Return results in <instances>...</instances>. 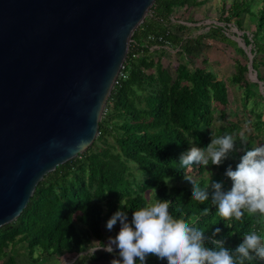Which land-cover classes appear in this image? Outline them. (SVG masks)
<instances>
[{
	"label": "trees",
	"instance_id": "1",
	"mask_svg": "<svg viewBox=\"0 0 264 264\" xmlns=\"http://www.w3.org/2000/svg\"><path fill=\"white\" fill-rule=\"evenodd\" d=\"M205 1L152 2L131 33L121 69L124 76L119 75L111 87L97 135L87 151L40 180L20 214L0 226V264H17L14 247L21 244L32 263L42 256L68 255L66 264H97L100 260L111 264L120 259L118 249L111 253L98 250L91 255L93 247L100 246L99 242L104 244L105 232L111 235L107 220L117 210L125 211L130 220L132 211L154 198L152 189L158 199L171 202L169 210L174 216L183 215L205 231L209 247H214L211 239H223L224 246L234 250L243 235L252 230L264 236V218L260 220L259 214L245 213L242 221L225 220L216 212L211 195L200 204L192 200V185L170 183L194 174L199 176L196 181L206 186V178L200 175L208 167L215 169L210 180L216 176L215 182H222L224 190H230L227 181L219 177H225L229 166L235 170V156L249 150L250 141L259 138L264 143V0L258 8L252 7L254 0L222 4L216 20L200 24L202 32L194 35L191 30L195 27L172 22L176 9L185 11ZM249 13L253 23L244 30L241 15ZM229 23L241 31L239 38L245 49L225 33L230 31ZM204 39L211 41L206 45L216 43L215 47L223 49L231 46L241 56L233 57V71L226 78H218L199 55ZM168 50L176 56L172 67L163 66L160 59V52ZM253 71L257 79L253 83L259 84L261 90L251 93L249 100L248 73ZM227 81L241 87V110L247 109L252 117L249 124L253 133L244 137L245 142L237 133V122L227 116ZM225 133L233 134L237 140L235 150L219 166H180L181 154L193 144L204 148L211 142V135ZM205 208L208 215H202ZM114 227L119 231V222ZM216 228L219 233H215ZM166 263L155 256L146 260V264ZM246 264H264V260Z\"/></svg>",
	"mask_w": 264,
	"mask_h": 264
},
{
	"label": "water",
	"instance_id": "2",
	"mask_svg": "<svg viewBox=\"0 0 264 264\" xmlns=\"http://www.w3.org/2000/svg\"><path fill=\"white\" fill-rule=\"evenodd\" d=\"M153 1L0 0V226L48 173L88 150Z\"/></svg>",
	"mask_w": 264,
	"mask_h": 264
},
{
	"label": "clouds",
	"instance_id": "3",
	"mask_svg": "<svg viewBox=\"0 0 264 264\" xmlns=\"http://www.w3.org/2000/svg\"><path fill=\"white\" fill-rule=\"evenodd\" d=\"M236 140L233 134L225 133L212 138L204 148L193 144L181 154L180 166L186 169L209 163L219 166L235 150ZM240 140L246 141L243 137ZM225 175L231 180V188L227 191L222 182H208L202 187L191 176H184L192 185V200L202 204L211 195L216 212L225 220L242 221L245 213L264 216V143L246 150L235 170L229 166ZM152 192L154 198L132 211L130 220L123 210H117L107 220L109 231L117 222L119 231L115 237H109L107 244L99 242L100 246L93 247L91 255L101 249L109 253L118 249L120 259L112 260L111 264H146L149 256L166 260L167 264H246L264 260V236L259 232L252 230L244 234L234 250L226 248L223 239H211L214 247H209L206 240L210 238L205 236L204 230L183 215L174 216L169 210L171 202L158 199L155 189ZM208 214L205 208L202 215ZM219 232L216 228L215 233Z\"/></svg>",
	"mask_w": 264,
	"mask_h": 264
},
{
	"label": "rangeland",
	"instance_id": "4",
	"mask_svg": "<svg viewBox=\"0 0 264 264\" xmlns=\"http://www.w3.org/2000/svg\"><path fill=\"white\" fill-rule=\"evenodd\" d=\"M230 1L231 0H206L204 3H202L200 5H196V6H192V7L188 8L185 13H187L189 15V26L195 27V29L191 30V33H192L191 35L202 32V29L200 28V24H205V23H208L211 21L214 22L216 20V17L218 16V10H219L220 6L222 4L224 6L228 5ZM261 3H262V0H254L252 3V7L258 8ZM251 15H252V13L241 15V24H242V28H244V30L247 29V27H250L253 23V18L251 17ZM196 26H198V27H196ZM229 26H231V23H229ZM230 31L235 32L236 36L234 37ZM230 31L225 30V33L228 34L229 38H233L234 40H236L237 44L239 43L241 48L245 49L243 47L241 38H239V36H240L239 32H241V31L235 30L232 26L230 28ZM208 42L211 43V41H209V39H204L202 41V43L199 47L200 49H199L198 53L201 57H204L206 59L207 68L212 70L218 78L224 79L230 74V72L233 71V64H234L233 57H235L237 55L238 57L241 58V56H239L238 54H235L233 52L231 46H227L223 49V48H220L219 46L215 47V46H217L216 43H214L212 46L206 45V44H208ZM247 57H250V56L247 55ZM160 59L162 61L163 66H166V67L167 66L172 67L176 63V56H175L173 50L160 52ZM249 74L250 73H248V75ZM249 79H250L249 80L250 83L248 84V86H249L248 98H249V100H251V93L259 92L261 90V87L259 84L256 85L253 83L256 80H253L252 78H249ZM226 86H227L226 89H227V100H228V106H227L228 118L233 119V121L237 122V124L239 126L237 129V133L240 134L243 138L246 137L247 134L252 135V133H253L252 127L249 124V121L252 120V117L250 115H248V113L246 111L247 109L244 111L241 110V94H242L241 93V87L238 88L237 85L232 84L229 81L226 82ZM261 118L262 119L264 118V114L261 116ZM213 126L215 129L218 128L217 121H214ZM215 137H218V135H211L210 139L215 138ZM260 143H263V141L262 140L260 141L259 138L254 139L253 141H250V143L247 145V149L251 150V148L253 146H256ZM241 156H242L241 154H237L235 156V159H234L235 165H237L239 163ZM214 171H215V169H210L207 167V169H205V172L200 176L206 178V183L209 182V184H210L211 181H216L215 180L216 176H212L211 180L209 179L210 173H212ZM188 176H191L195 180H197L199 178V176L194 175V174H189ZM219 179L221 181H227L228 189L231 188L230 178H228L225 175L224 178L219 177ZM170 183L187 184V185L191 186V183L186 179H183V180L177 181V182L170 180ZM263 218H264V216H261L260 220H263ZM110 232H111L110 236H107V232H105L106 237H104V240H103L104 244L108 243L109 237H115L118 230L115 229V227H113V229ZM93 243L95 244L96 241L93 240ZM101 250H103V249H101ZM14 254L17 257L16 258L17 263H22L23 260L21 261L20 260L21 258H24L26 262H29L27 260V257L25 256L26 253H25L24 244L16 245L14 247ZM69 259L70 258L68 255H63L60 257L42 256L41 260H39L37 263L31 262L29 264H66L69 261ZM97 264H110V263H108L107 261H101L100 260Z\"/></svg>",
	"mask_w": 264,
	"mask_h": 264
},
{
	"label": "crops",
	"instance_id": "5",
	"mask_svg": "<svg viewBox=\"0 0 264 264\" xmlns=\"http://www.w3.org/2000/svg\"><path fill=\"white\" fill-rule=\"evenodd\" d=\"M187 11V9L185 11L181 9H176L173 13H172V22H177L183 25H187L189 24V15L187 13H185ZM17 257H15L16 260ZM22 261V264H29L31 262H26L24 258L20 259ZM17 262V261H16ZM17 264H21V263H17Z\"/></svg>",
	"mask_w": 264,
	"mask_h": 264
},
{
	"label": "built area",
	"instance_id": "6",
	"mask_svg": "<svg viewBox=\"0 0 264 264\" xmlns=\"http://www.w3.org/2000/svg\"><path fill=\"white\" fill-rule=\"evenodd\" d=\"M147 38H148V39H151V40L153 39L152 36H148ZM156 39H157V40H160V37H157ZM122 67H123V66H121V68H120V70H119V72H118L117 77H118L119 75H121L122 77L124 76V75L121 74V69H122Z\"/></svg>",
	"mask_w": 264,
	"mask_h": 264
}]
</instances>
